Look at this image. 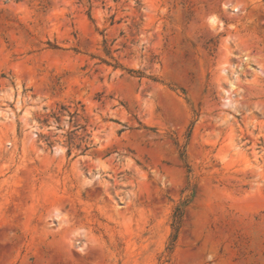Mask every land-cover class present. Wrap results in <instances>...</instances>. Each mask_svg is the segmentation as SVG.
Here are the masks:
<instances>
[{
  "label": "rangeland",
  "instance_id": "1",
  "mask_svg": "<svg viewBox=\"0 0 264 264\" xmlns=\"http://www.w3.org/2000/svg\"><path fill=\"white\" fill-rule=\"evenodd\" d=\"M0 255L264 264V0H0Z\"/></svg>",
  "mask_w": 264,
  "mask_h": 264
},
{
  "label": "bare ground",
  "instance_id": "2",
  "mask_svg": "<svg viewBox=\"0 0 264 264\" xmlns=\"http://www.w3.org/2000/svg\"><path fill=\"white\" fill-rule=\"evenodd\" d=\"M1 256V255H0ZM191 257H192V255H191Z\"/></svg>",
  "mask_w": 264,
  "mask_h": 264
},
{
  "label": "trees",
  "instance_id": "3",
  "mask_svg": "<svg viewBox=\"0 0 264 264\" xmlns=\"http://www.w3.org/2000/svg\"><path fill=\"white\" fill-rule=\"evenodd\" d=\"M177 223H178V221H177Z\"/></svg>",
  "mask_w": 264,
  "mask_h": 264
}]
</instances>
